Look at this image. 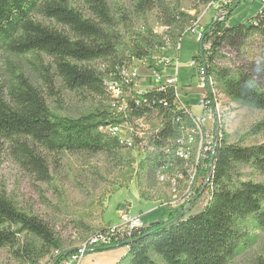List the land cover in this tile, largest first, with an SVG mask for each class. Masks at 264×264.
Returning <instances> with one entry per match:
<instances>
[{
	"label": "trees",
	"instance_id": "16d2710c",
	"mask_svg": "<svg viewBox=\"0 0 264 264\" xmlns=\"http://www.w3.org/2000/svg\"><path fill=\"white\" fill-rule=\"evenodd\" d=\"M83 5L84 11L70 0H0V52L28 57L26 61L50 90L54 81L60 80L69 91L102 98L95 110L78 117L58 115L23 67L9 60L8 74L0 78V144L13 143L38 179L49 181V168L39 149L116 155L124 147L101 127L148 115L162 122L157 138L151 142L156 152L147 156L149 173L156 174L169 163L182 165V160L160 151L178 134L174 122L177 112L173 105L162 104L164 98L173 101L174 88L147 91L144 98L148 103L131 105L127 115L116 116L104 78L118 66L152 56V51L163 45L164 35L176 42L173 29L188 23L189 16L166 8L162 26L169 27L167 31L160 34L147 28L131 34L126 44L124 38L130 31L123 30L124 26L135 13L140 15L155 7L153 2L138 0L133 8H121L119 12L108 0H83ZM230 6H226L229 13L224 20H212L205 26L195 58L199 57L229 99L264 110V54L260 63L245 58L232 68L216 63L221 49L230 48L239 55L251 35L260 32L264 36V6L248 23L237 26L228 23ZM238 164H250L264 174V143L248 147L224 143L215 154L211 199L201 211L191 213L198 194L186 212L166 209L165 219L95 250L127 246L116 264H227L248 237V221L264 230V183L234 181L231 170ZM0 247L10 249L13 258L23 264H40L59 250L52 263L58 264L72 252L62 250L61 240L44 220L22 210L4 192H0Z\"/></svg>",
	"mask_w": 264,
	"mask_h": 264
},
{
	"label": "rangeland",
	"instance_id": "374dc122",
	"mask_svg": "<svg viewBox=\"0 0 264 264\" xmlns=\"http://www.w3.org/2000/svg\"><path fill=\"white\" fill-rule=\"evenodd\" d=\"M114 11L121 8L131 9L138 0H108ZM155 7L144 13L133 16L123 30L126 33L124 42L129 44V36L142 32L147 28L162 30V14L166 8H176L186 13L188 23L179 25L173 30L176 42H180L179 83L180 91L186 95L191 106H196L199 100V66L191 67L192 59L202 63L198 58L200 43L191 28L195 25L207 26L212 20L221 15H228L231 4L232 12L228 23L237 26L248 23L263 8V0H150ZM71 4L85 10L83 0H70ZM162 4V7H161ZM227 6V7H226ZM181 27H184L181 30ZM264 31L261 30V32ZM175 50L168 49L160 52L152 51L149 60L135 62L140 69L138 89L143 90L150 82V69L163 68V57L173 55ZM165 54V55H163ZM264 54V36L260 32L251 35L240 49L238 55L235 50L223 48L217 54L216 63L220 67L237 66L242 58L252 63H260ZM28 58V57H26ZM26 58L9 56L0 52V78L8 74V62L19 63L31 79L40 87L47 99L50 109L62 116L78 117L95 110L101 105L102 98L83 91H69L60 80H55L50 90L46 82ZM166 58V57H165ZM46 63L48 60L45 61ZM176 75L175 70L167 72ZM217 82V81H216ZM217 87L222 88L217 82ZM224 107H228L226 126V141L228 144L248 147L264 143V110L244 105L235 101H228L226 97ZM108 106L107 103H104ZM194 109V108H193ZM198 113V110H194ZM146 120L149 130L156 127L155 119ZM49 168L51 179L42 181L34 170L22 161L20 152L14 144L3 141L0 144V192L6 193L24 211L44 220L61 240L62 250L72 252L82 249L86 242L98 231L108 226L118 225L121 221L120 211L128 209L131 215H141L147 226L153 222L165 219V210L170 209L166 202L172 200L169 183H160L157 174H151L147 168L148 151L145 146L136 145L131 149H123L113 155L107 153L89 154L83 152H50L39 149ZM190 168L181 169L185 178L180 183L188 181ZM205 169L199 168L194 176L196 188H200L202 174ZM169 174L174 178L180 176L175 170ZM182 174V173H181ZM231 177L234 181L253 180L264 183V174L256 171L250 164L233 166ZM195 185V184H194ZM183 189V188H182ZM204 201L192 207L191 213L204 208ZM248 237L241 243L236 255L227 264H264V230L247 222ZM93 248V247H92ZM88 248L83 264H116L123 256L118 248L109 250H95ZM71 252V253H72ZM52 252L40 264H52L57 258ZM161 263V262H160ZM0 264H23L15 260L10 249L0 247ZM162 264V263H161Z\"/></svg>",
	"mask_w": 264,
	"mask_h": 264
},
{
	"label": "built area",
	"instance_id": "2783aa9c",
	"mask_svg": "<svg viewBox=\"0 0 264 264\" xmlns=\"http://www.w3.org/2000/svg\"><path fill=\"white\" fill-rule=\"evenodd\" d=\"M264 2V0H263ZM225 19V15H221L215 20L221 21ZM205 26L195 24L191 31L194 33L198 42L204 38ZM169 27L162 26V30H155L162 34ZM180 42L173 44L172 40L164 35V43L158 47L160 52H166L168 49L175 50L173 55L163 57V68L150 69V82L143 90L138 89L140 78V67L135 62L140 60H149L152 56L144 59H134L129 65L118 66L115 71L104 78V85L111 96L112 110L114 115H127L131 110V105H140L148 103L144 98V93L150 90L166 91L169 87L174 88L173 101L170 102L166 98L162 99L164 106L173 105L177 116L174 119L177 125L178 134L175 138L169 140L160 147V151L165 154H171L182 160V165L172 163L163 165L156 172L160 183H169L170 192L173 196L172 200L166 202L170 209L181 210L186 212L192 207L198 194V202L204 201L205 205L211 199L213 185L210 182V176L214 169V159L216 152L226 142V126H228L227 113L228 107L223 106L224 97L231 101L223 90H219L214 76L209 75L206 66L197 63V59H192L190 66L199 68V100L196 106H191L186 100V95L180 91L179 83V59L178 52ZM165 55V54H163ZM197 66V67H196ZM168 69H173L176 75H171L167 72ZM232 102V101H231ZM194 108V109H193ZM197 109L198 113L194 110ZM150 119L157 121L156 127L149 130L146 120ZM162 122L154 116L144 115L133 122L126 121L124 123H108L101 127V130L118 138L119 143L125 149H131L134 146L142 145L147 148L148 154L152 155L156 152L155 145L151 142L157 138ZM191 167L188 181L180 183L179 181L185 178V173L181 169ZM204 168L206 173L202 174V182L200 188H196L194 176L198 169ZM175 169L180 176L174 178L169 174L170 170ZM182 173V174H181ZM195 184V185H194ZM183 188V189H182ZM204 205V206H205ZM121 221L118 225L108 226L96 232L85 243L82 249L76 250L65 258L60 260L58 264H83L88 248H98L110 246L113 241L119 238H124L125 235H130L132 232L145 228L146 225L142 221L141 215H131L128 209L120 211ZM125 251L127 246H123ZM92 248V249H93ZM57 256L60 251L56 250Z\"/></svg>",
	"mask_w": 264,
	"mask_h": 264
},
{
	"label": "crops",
	"instance_id": "0c3cea01",
	"mask_svg": "<svg viewBox=\"0 0 264 264\" xmlns=\"http://www.w3.org/2000/svg\"><path fill=\"white\" fill-rule=\"evenodd\" d=\"M119 250H122V251H123V253H122L123 255H124L125 252H126L125 249H124V247H119V248H118V251H119Z\"/></svg>",
	"mask_w": 264,
	"mask_h": 264
},
{
	"label": "water",
	"instance_id": "95a60500",
	"mask_svg": "<svg viewBox=\"0 0 264 264\" xmlns=\"http://www.w3.org/2000/svg\"><path fill=\"white\" fill-rule=\"evenodd\" d=\"M241 0H238V2L236 4H238Z\"/></svg>",
	"mask_w": 264,
	"mask_h": 264
}]
</instances>
